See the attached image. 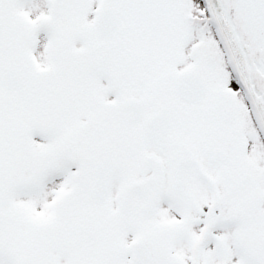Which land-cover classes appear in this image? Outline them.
Wrapping results in <instances>:
<instances>
[{
	"label": "snow or ice",
	"instance_id": "6c2138e0",
	"mask_svg": "<svg viewBox=\"0 0 264 264\" xmlns=\"http://www.w3.org/2000/svg\"><path fill=\"white\" fill-rule=\"evenodd\" d=\"M0 264H264V0H0Z\"/></svg>",
	"mask_w": 264,
	"mask_h": 264
}]
</instances>
